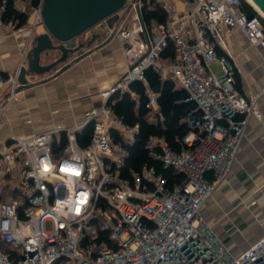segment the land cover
<instances>
[{
  "label": "built area",
  "instance_id": "built-area-1",
  "mask_svg": "<svg viewBox=\"0 0 264 264\" xmlns=\"http://www.w3.org/2000/svg\"><path fill=\"white\" fill-rule=\"evenodd\" d=\"M43 1H14L27 15L21 26L0 17L21 38L22 59L43 25ZM175 1L156 0L166 19L145 28L136 9L141 0L126 2L107 34L118 39L126 69L98 91L100 102L81 122L30 135L12 132L0 145V264H264V235L234 255L201 213L230 173L249 119L262 117L260 93L237 88L240 66L231 46L237 33L264 62L262 19L247 11V0H182L181 7ZM170 44L172 55L163 56ZM23 64L0 72V119L21 96ZM149 67L173 79L193 102L180 149L164 136L145 142L152 157L182 176L180 182L147 164L122 174L140 124L116 113L114 95L129 92L138 107L130 87L143 82L148 105L158 113L159 95L145 77ZM89 125L92 134L81 146L77 133Z\"/></svg>",
  "mask_w": 264,
  "mask_h": 264
},
{
  "label": "crops",
  "instance_id": "crops-1",
  "mask_svg": "<svg viewBox=\"0 0 264 264\" xmlns=\"http://www.w3.org/2000/svg\"><path fill=\"white\" fill-rule=\"evenodd\" d=\"M175 3L182 6V0ZM241 39L237 49V43L231 45L240 66L241 92L260 93L258 108L262 117L249 119L230 173L201 209L211 233L234 255L264 235V62L256 49L244 37ZM20 40L19 35L0 24V72L10 73L25 62ZM94 45L92 52L62 74L52 73L40 80L30 78V86L0 119V145L12 132L30 135L77 124L86 109L100 102L98 91L116 83L126 63L116 37L99 49Z\"/></svg>",
  "mask_w": 264,
  "mask_h": 264
},
{
  "label": "trees",
  "instance_id": "trees-1",
  "mask_svg": "<svg viewBox=\"0 0 264 264\" xmlns=\"http://www.w3.org/2000/svg\"><path fill=\"white\" fill-rule=\"evenodd\" d=\"M15 0H0V17L5 21L14 20L18 26L23 25L27 20V15L19 12L14 7ZM40 0H31V5L35 6ZM141 11L144 22L150 24L153 20L163 22L166 19L165 11L158 5L156 0H141ZM247 11L257 14V12L244 2ZM258 15V14H257ZM262 19V18H261ZM263 32H264V20ZM163 56L172 55V44L162 53ZM6 75L7 73H3ZM146 81L149 87L158 93L160 109L154 113L148 105V95L143 82H133L131 90L139 95L138 107L136 101L132 99L129 92L115 94L116 101L113 107L119 115H123L130 124H140V129L135 142L130 145V155L126 161L124 176H129L130 170H138L143 164L154 165L158 172L163 173L171 182L182 181V176L172 168L164 167L161 160L152 157L145 148V142L150 135L164 136L172 147L181 148L180 140L188 132L189 127L185 121L187 112L193 107V102L186 101L187 93L183 89L176 87L175 81L171 78L163 79L162 76L152 67L145 71ZM237 88L241 91V76L236 73ZM92 134V126L86 127L77 133V139L81 146H85ZM66 143L63 136L61 145Z\"/></svg>",
  "mask_w": 264,
  "mask_h": 264
},
{
  "label": "water",
  "instance_id": "water-1",
  "mask_svg": "<svg viewBox=\"0 0 264 264\" xmlns=\"http://www.w3.org/2000/svg\"><path fill=\"white\" fill-rule=\"evenodd\" d=\"M128 0H44L42 18L45 31L34 36L26 54V63L21 66L19 74L20 86L17 91H23L30 86V78L54 72V76L62 74L73 63L86 57L93 49L81 54L86 46L99 49L114 39V34H108L105 28L85 43H78L77 38L106 18L123 9ZM264 10V0H255ZM137 13L141 25L145 28L141 6L137 5ZM112 28V27H111ZM48 51H58L61 55L50 63H42V56ZM79 54L69 61L74 55ZM63 64V65H61ZM52 73V72H51Z\"/></svg>",
  "mask_w": 264,
  "mask_h": 264
},
{
  "label": "rangeland",
  "instance_id": "rangeland-1",
  "mask_svg": "<svg viewBox=\"0 0 264 264\" xmlns=\"http://www.w3.org/2000/svg\"><path fill=\"white\" fill-rule=\"evenodd\" d=\"M249 5H251V4L249 3ZM251 7L264 20V17L252 5H251ZM123 13H124L123 12V9H121L118 12H116L115 14L109 16L108 18L105 19V21L102 22L103 26L105 28H109V27L111 28V27H113L120 20V18H121V16H122ZM44 31H45V26L44 25H41V26H39L36 29V35L44 32ZM233 38H234L235 43H237L235 45V49H237L238 48V45H241L240 44V41L242 40L241 39L242 37L239 36V34L236 33V34H234V37ZM58 56H59V52L58 51H48V52H46V53L43 54V56H42V63H50L51 61H53L54 59H56ZM25 63H26V56H25ZM51 72H53V71H51ZM51 72L50 73H45V74H42V75H34L32 77V79L33 80H40L42 78L47 77L49 74H51ZM46 227H47V229H50L51 223L48 222L47 225H46Z\"/></svg>",
  "mask_w": 264,
  "mask_h": 264
},
{
  "label": "flooded vegetation",
  "instance_id": "flooded-vegetation-1",
  "mask_svg": "<svg viewBox=\"0 0 264 264\" xmlns=\"http://www.w3.org/2000/svg\"><path fill=\"white\" fill-rule=\"evenodd\" d=\"M103 29H105V27L103 26L102 23H99L97 25H95L94 27H92L91 29L87 30L86 32H84L83 34H81L78 38H77V42L78 43H85V45H87V42L90 41L93 37L94 34L99 33L100 31H102ZM98 44L101 43V40L97 41ZM96 44V45H98ZM95 46V45H94ZM91 49H93V46H86L80 53L84 54L88 51H90ZM61 55V52H59V56ZM79 54L74 55L69 61H71L72 59H74L76 56H78ZM58 56V57H59ZM55 60V59H54ZM63 65V64H62ZM54 73V72H52ZM51 73V74H52Z\"/></svg>",
  "mask_w": 264,
  "mask_h": 264
},
{
  "label": "bare ground",
  "instance_id": "bare-ground-1",
  "mask_svg": "<svg viewBox=\"0 0 264 264\" xmlns=\"http://www.w3.org/2000/svg\"><path fill=\"white\" fill-rule=\"evenodd\" d=\"M247 1L264 17V10L255 0H247Z\"/></svg>",
  "mask_w": 264,
  "mask_h": 264
}]
</instances>
